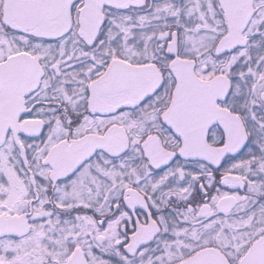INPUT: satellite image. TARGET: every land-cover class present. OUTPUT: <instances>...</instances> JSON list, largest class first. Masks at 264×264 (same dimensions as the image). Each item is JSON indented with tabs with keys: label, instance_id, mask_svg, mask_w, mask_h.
<instances>
[{
	"label": "snow or ice",
	"instance_id": "1",
	"mask_svg": "<svg viewBox=\"0 0 264 264\" xmlns=\"http://www.w3.org/2000/svg\"><path fill=\"white\" fill-rule=\"evenodd\" d=\"M0 264H264V0H0Z\"/></svg>",
	"mask_w": 264,
	"mask_h": 264
}]
</instances>
